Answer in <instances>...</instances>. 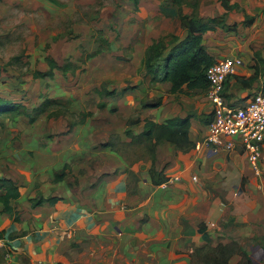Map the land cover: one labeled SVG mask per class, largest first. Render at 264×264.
Wrapping results in <instances>:
<instances>
[{
	"label": "rangeland",
	"instance_id": "374dc122",
	"mask_svg": "<svg viewBox=\"0 0 264 264\" xmlns=\"http://www.w3.org/2000/svg\"><path fill=\"white\" fill-rule=\"evenodd\" d=\"M228 2L238 6L226 10L221 0H0V104L18 106L0 115V178L40 172L47 179L36 199L46 197L62 170L63 152L82 150L86 141H110L111 126L125 125V96L145 90L142 99L155 100L159 82L145 71L144 60L148 54L164 60L185 37L180 15L217 18L203 44L206 51H217V57L211 55L217 60L236 56L254 62L263 75L264 0ZM48 60L57 66L51 75ZM235 154L243 169L212 165L189 195L198 203L196 214H186L181 223L180 233L189 239L180 234L164 240L162 250L144 245L147 255L136 243L111 264H214L217 257L245 264L244 252L253 264H264V221L252 217L264 200V169L255 174ZM68 158L73 165L75 159ZM0 249L8 251L7 244ZM85 250L72 245L59 264H95Z\"/></svg>",
	"mask_w": 264,
	"mask_h": 264
},
{
	"label": "crops",
	"instance_id": "0c3cea01",
	"mask_svg": "<svg viewBox=\"0 0 264 264\" xmlns=\"http://www.w3.org/2000/svg\"><path fill=\"white\" fill-rule=\"evenodd\" d=\"M212 33L213 30L203 34L204 45ZM208 51L210 55H219L213 49ZM263 77L254 62L243 60L235 74L224 82L227 101L244 104L254 93L262 91ZM169 88L168 82L156 83L155 100H143L145 90H139L137 97L125 96L121 108L125 125L111 126L110 141H86L80 144L82 150L63 152L62 167L69 163L68 157L75 159V163L67 166V177L61 181H54L53 176V189L45 192L47 196L61 198L55 204L31 206L29 200L41 194L47 179L40 172L4 176L18 185L20 196L11 201L12 215L1 212L0 203V237L6 239L8 248L0 249V264H59L72 245L87 249L84 252L89 251L95 264H111L118 253L128 248L132 251L136 243L142 248L146 245L148 249L162 250L164 240L189 239V234L180 233L181 223L186 214H196L197 197L189 195L199 189L209 168L216 165L223 170L228 166L243 169L235 152L242 155L247 165L248 162L237 149L196 150L193 146L180 150L165 141L152 150L146 138H137L144 118L163 123L172 117L186 116L190 117V141L195 144L205 136L212 119L206 89L170 92ZM260 165L264 169V143ZM151 168L167 178L178 176V180L165 187L155 185ZM197 180L199 183L193 182ZM16 215L18 219L14 218ZM252 217L264 221L263 198ZM148 249L143 253L147 255Z\"/></svg>",
	"mask_w": 264,
	"mask_h": 264
},
{
	"label": "trees",
	"instance_id": "16d2710c",
	"mask_svg": "<svg viewBox=\"0 0 264 264\" xmlns=\"http://www.w3.org/2000/svg\"><path fill=\"white\" fill-rule=\"evenodd\" d=\"M176 4L180 3V0H175ZM222 6L228 10L238 6L236 2H228V0H221ZM248 17V16H246ZM181 22L186 30V35L180 42L173 46L166 54L164 60L155 58V55L148 54L144 60V68L148 74H151L153 80L156 82H168L170 84V92H188L189 90L207 88L208 82L205 78V70L208 66L215 62L213 56H211L205 49L202 43L203 34L207 31L214 30L215 25L218 24V19L210 17L205 20L201 18L191 17L187 15H180ZM247 19L245 18L246 21ZM252 17H249L247 22L251 23ZM158 56H160L158 54ZM48 74L51 75L52 71L57 68L56 62L48 60ZM43 73L37 72V76H41ZM264 92V82L261 88ZM17 105L12 103L0 104V115L15 112ZM212 114V112H211ZM211 121V120H210ZM190 127V117H172L167 119L163 123L154 122L151 119L144 118L143 128L141 133L136 136L146 138L149 141L150 148L154 149L158 144L162 142H168L175 148L180 150H187L194 146L190 141L188 132ZM68 164L62 167L59 173L54 174V181H61L66 176L65 169ZM150 174L153 183L159 185L168 180L161 172H156L152 168ZM20 196L18 185L10 178H0V203L2 205L1 212L12 215L13 207L11 205L12 200L18 199ZM61 199L59 196H39L37 199L31 200V206L35 207L43 203L53 205ZM18 219L17 215L14 217ZM199 232L204 241L209 240L208 233L200 226ZM245 264H253L251 258L244 252ZM214 264H225L227 258L224 260L221 258H214Z\"/></svg>",
	"mask_w": 264,
	"mask_h": 264
},
{
	"label": "built area",
	"instance_id": "2783aa9c",
	"mask_svg": "<svg viewBox=\"0 0 264 264\" xmlns=\"http://www.w3.org/2000/svg\"><path fill=\"white\" fill-rule=\"evenodd\" d=\"M242 64L240 57H227L206 68V96L212 104V119L205 136L196 141L194 148L209 147L213 151L239 149L252 171L259 174L264 143V92L254 93L244 104L227 101L224 93L226 78L235 74ZM177 180L178 176H172L160 186L165 187ZM5 245L6 239L0 237V247Z\"/></svg>",
	"mask_w": 264,
	"mask_h": 264
},
{
	"label": "clouds",
	"instance_id": "9594fccd",
	"mask_svg": "<svg viewBox=\"0 0 264 264\" xmlns=\"http://www.w3.org/2000/svg\"><path fill=\"white\" fill-rule=\"evenodd\" d=\"M160 185V184H159Z\"/></svg>",
	"mask_w": 264,
	"mask_h": 264
}]
</instances>
